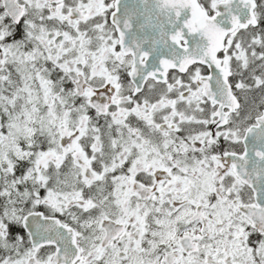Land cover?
<instances>
[{
    "label": "snow or ice",
    "instance_id": "snow-or-ice-1",
    "mask_svg": "<svg viewBox=\"0 0 264 264\" xmlns=\"http://www.w3.org/2000/svg\"><path fill=\"white\" fill-rule=\"evenodd\" d=\"M0 264H264V0H0Z\"/></svg>",
    "mask_w": 264,
    "mask_h": 264
}]
</instances>
